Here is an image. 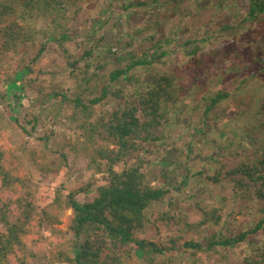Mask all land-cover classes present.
Returning a JSON list of instances; mask_svg holds the SVG:
<instances>
[{
    "label": "trees",
    "instance_id": "trees-1",
    "mask_svg": "<svg viewBox=\"0 0 264 264\" xmlns=\"http://www.w3.org/2000/svg\"><path fill=\"white\" fill-rule=\"evenodd\" d=\"M87 1L0 0V51L38 45L35 64L54 42L72 86L43 96V105L65 106L56 118L91 147L90 165L102 175L68 193L56 186L40 208L21 155L47 169L0 126V264H157L170 252L189 254L188 264H202L200 253L232 264L228 251L234 264H264V0H110L101 27L81 41L73 24ZM185 4L192 15L182 13ZM146 16L155 22L132 24ZM70 44L86 47L81 57ZM14 89L2 99L34 138L41 114L23 106L25 87ZM186 131V149L174 150ZM40 140L47 148L49 137ZM159 149L178 155L154 176L146 159ZM238 200L242 223L229 212ZM148 227L154 240L139 237Z\"/></svg>",
    "mask_w": 264,
    "mask_h": 264
},
{
    "label": "rangeland",
    "instance_id": "rangeland-1",
    "mask_svg": "<svg viewBox=\"0 0 264 264\" xmlns=\"http://www.w3.org/2000/svg\"><path fill=\"white\" fill-rule=\"evenodd\" d=\"M170 2L171 0H165ZM88 4L83 5L84 11L81 16L73 24L74 33L78 40H84L88 35L93 37L95 31L98 30L102 24H100L99 12L103 8L109 6L110 0H94V2L87 1ZM118 1L113 2L114 7L117 6ZM203 6V5H202ZM182 13L184 15L194 13V8L191 5H183ZM146 21L140 17L135 18L132 24L143 25L144 23H154V19L146 16ZM205 21L210 20V15L204 16ZM172 23V22H170ZM169 23V25H171ZM112 26V23H111ZM158 31L162 28L158 27ZM106 31L103 30L100 33L101 36ZM117 34H109L107 40L111 42L117 41ZM97 40H94V42ZM71 48L76 54V58L82 56V52L86 47L75 48L74 44H70ZM125 46V43H121V47ZM223 44H214L212 47L207 48L204 52H208L211 48L216 50H221ZM39 46L31 47L27 49L25 46L19 49L18 54H4L0 51V126L2 136L5 137L11 144H21L23 142L27 143V148L29 151H34L38 163L45 166L43 174L39 167H35L31 164L27 155H21L22 162L26 171L35 185L37 204L40 208L44 207L48 202H50L53 196V189L58 185H63L66 193L74 190L80 189L83 185L91 182L94 178L100 180L102 175L95 174L94 169L90 165L87 154L91 147L86 144V146L81 147L83 140L78 138V135L73 134L71 131L67 130L65 127V119L62 117L56 118L59 110H63L65 113V106L57 102L56 100H50L43 105L44 97L52 93L56 89L71 87V82L68 75L59 68L60 58L57 54L56 46L51 40L48 45L47 51L43 54L41 59L33 64L31 60L36 56ZM108 64L114 62L113 57H110L107 61ZM31 65V66H30ZM30 66L33 73L26 74V67ZM26 76V78H25ZM37 80V82H36ZM12 86L16 93L23 87L26 89L27 99L23 102V106L29 107L34 106L38 108L41 114V124L34 138L24 137L19 125L15 120L14 110L9 106L6 100L2 99L4 95H9L11 92L10 87ZM19 108L20 105H16L15 108ZM185 122V121H184ZM187 134V131H186ZM48 136L49 141L47 148L41 142L40 138ZM190 141L189 134L183 137L180 142H177L174 150L177 148L179 150L186 149ZM75 146V150H72L70 146ZM85 148V151L83 150ZM160 150V151H159ZM155 151L154 155L148 156L146 160H153V168L151 172L159 175L162 167L171 166V157L177 156L175 151H170L169 154L165 153V149H159ZM175 153V154H174ZM62 155L67 156L68 166H61ZM166 158L164 163L160 162L159 157ZM158 157V158H157ZM152 180L157 184L155 177H151ZM215 195L220 194V190H214ZM84 195L79 196V200H84ZM175 209L177 207H174ZM244 204L241 201H236L229 206V212L232 218L239 220L241 223L243 220H247L242 214L244 213ZM240 223V224H241ZM240 226V225H239ZM160 230V231H159ZM159 234L169 236L172 233H167L162 227L159 228ZM237 229L234 227L230 231L224 233L226 236H231L232 233L236 232ZM140 238L146 240H154L156 237V232L153 227H148L143 234H139ZM50 249V247H47ZM229 254L231 260L230 262L234 264L237 260L231 252H226ZM168 257H172L174 262L169 264H188L187 258L189 254H184V260H177L172 252L164 256H156L157 264L167 262ZM202 264H222L220 258H216L214 255L207 256L205 253H200L197 256Z\"/></svg>",
    "mask_w": 264,
    "mask_h": 264
}]
</instances>
